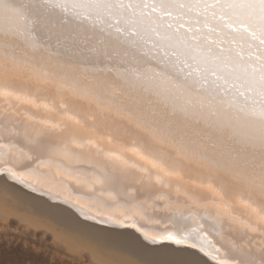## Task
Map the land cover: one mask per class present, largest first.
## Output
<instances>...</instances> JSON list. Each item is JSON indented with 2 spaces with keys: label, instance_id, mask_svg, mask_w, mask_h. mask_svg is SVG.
Listing matches in <instances>:
<instances>
[{
  "label": "snow or ice",
  "instance_id": "6c2138e0",
  "mask_svg": "<svg viewBox=\"0 0 264 264\" xmlns=\"http://www.w3.org/2000/svg\"><path fill=\"white\" fill-rule=\"evenodd\" d=\"M0 174L264 264V0H0Z\"/></svg>",
  "mask_w": 264,
  "mask_h": 264
},
{
  "label": "bare ground",
  "instance_id": "6f19581e",
  "mask_svg": "<svg viewBox=\"0 0 264 264\" xmlns=\"http://www.w3.org/2000/svg\"><path fill=\"white\" fill-rule=\"evenodd\" d=\"M0 207H6L5 210L7 207L8 210H16L17 212L15 213L20 218L31 214L36 219L48 220L53 228L68 231L69 233L67 232L68 235L66 234V236H69V234L74 235L76 236L75 238L80 239L79 243L83 240L86 244L88 242L94 245L99 252L105 254V258L107 256L111 257L121 264H215V261L211 260L210 257L186 245L178 246L170 242L151 245L144 242L140 234L133 228L104 227L92 221L82 220L67 205L53 203L46 197L37 196L27 187L13 181L4 174H0ZM25 212L26 214H24ZM36 219L35 221H38ZM4 220L5 217L2 220L0 219V221ZM87 248L91 249L88 245ZM78 254L80 253L78 252ZM98 255L101 256L100 254Z\"/></svg>",
  "mask_w": 264,
  "mask_h": 264
},
{
  "label": "rangeland",
  "instance_id": "374dc122",
  "mask_svg": "<svg viewBox=\"0 0 264 264\" xmlns=\"http://www.w3.org/2000/svg\"><path fill=\"white\" fill-rule=\"evenodd\" d=\"M0 208V219L5 217L4 221H0V264H24L26 261L29 264H121L111 257L112 260L108 256L105 258V254L99 252L94 245L88 242L86 244L83 240L79 243L80 239L74 235L66 236L68 231L53 228L48 220L36 219L31 214L20 218L15 213L16 210Z\"/></svg>",
  "mask_w": 264,
  "mask_h": 264
},
{
  "label": "flooded vegetation",
  "instance_id": "af4514ba",
  "mask_svg": "<svg viewBox=\"0 0 264 264\" xmlns=\"http://www.w3.org/2000/svg\"><path fill=\"white\" fill-rule=\"evenodd\" d=\"M8 264V263H7ZM24 264H29V261H26Z\"/></svg>",
  "mask_w": 264,
  "mask_h": 264
}]
</instances>
